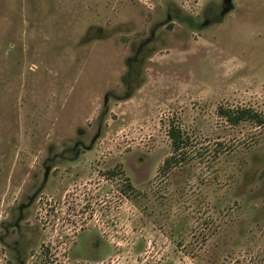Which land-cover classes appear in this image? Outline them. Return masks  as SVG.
<instances>
[{
  "label": "rangeland",
  "instance_id": "374dc122",
  "mask_svg": "<svg viewBox=\"0 0 264 264\" xmlns=\"http://www.w3.org/2000/svg\"><path fill=\"white\" fill-rule=\"evenodd\" d=\"M221 109L264 118V0H0V264H264V125Z\"/></svg>",
  "mask_w": 264,
  "mask_h": 264
},
{
  "label": "trees",
  "instance_id": "16d2710c",
  "mask_svg": "<svg viewBox=\"0 0 264 264\" xmlns=\"http://www.w3.org/2000/svg\"><path fill=\"white\" fill-rule=\"evenodd\" d=\"M220 114L225 117L232 125H238L242 121H251L259 126L264 125V118L251 109H237V110H220ZM169 137L172 143L173 153L169 156L162 167V171L167 173L172 167L179 165L185 161L187 141L183 138L179 129L172 127L169 131ZM128 190L133 188L128 185ZM126 193V192H125Z\"/></svg>",
  "mask_w": 264,
  "mask_h": 264
},
{
  "label": "water",
  "instance_id": "95a60500",
  "mask_svg": "<svg viewBox=\"0 0 264 264\" xmlns=\"http://www.w3.org/2000/svg\"><path fill=\"white\" fill-rule=\"evenodd\" d=\"M227 2H230V0H227Z\"/></svg>",
  "mask_w": 264,
  "mask_h": 264
}]
</instances>
